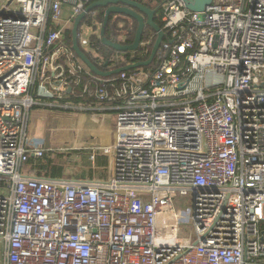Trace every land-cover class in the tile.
Returning a JSON list of instances; mask_svg holds the SVG:
<instances>
[{"label":"built area","instance_id":"obj_1","mask_svg":"<svg viewBox=\"0 0 264 264\" xmlns=\"http://www.w3.org/2000/svg\"><path fill=\"white\" fill-rule=\"evenodd\" d=\"M95 1L0 0V264H264V0H211L201 13L159 0L149 69L109 77L67 36ZM97 13L78 47L103 72L137 62L104 60ZM77 114L110 120L107 144L86 147L101 176L27 171L29 157L64 160L41 132L47 119L67 131ZM177 194L191 197L184 213Z\"/></svg>","mask_w":264,"mask_h":264},{"label":"rangeland","instance_id":"obj_2","mask_svg":"<svg viewBox=\"0 0 264 264\" xmlns=\"http://www.w3.org/2000/svg\"><path fill=\"white\" fill-rule=\"evenodd\" d=\"M144 4L147 0H141ZM153 5V4H152ZM162 16V13H161ZM64 13L62 15V19L64 18ZM119 26V25H118ZM81 33L80 38L89 39L93 35L94 29H91L87 26L80 27ZM133 52V51H130ZM128 52V53H130ZM95 54V52H92ZM33 114V113H32ZM31 114V115H32ZM84 117V116H83ZM85 118V117H84ZM89 120V125L93 128L89 134V128H85V135H82L79 132L78 127H81L82 115L77 114L74 117V122L69 121L67 126V131L62 129H57L56 121H50V119L46 120V131L41 132L44 139H48L52 144L53 148L65 147L68 150L65 152V155H61L64 160L59 161V165L62 169V174L67 176H71L73 178H94L98 177L102 173V171L94 172L92 170L91 162H89L87 157L86 147L91 146L94 148L103 147L106 145L108 134L106 129V120L105 118L99 115H91L86 117ZM30 129L31 124L34 128H39L40 121L38 122L36 119H30ZM53 127L52 130H49ZM77 128V129H76ZM87 134V135H86ZM89 134V138L87 137ZM107 135V138H106ZM70 137L71 140L68 139ZM66 145V146H65ZM58 158V157H57ZM101 158V156H99ZM104 163L102 167L106 166V160L102 159ZM95 167V166H94ZM173 207L176 212H186L191 208V197H181L178 194L173 199ZM1 262V255H0Z\"/></svg>","mask_w":264,"mask_h":264},{"label":"water","instance_id":"obj_3","mask_svg":"<svg viewBox=\"0 0 264 264\" xmlns=\"http://www.w3.org/2000/svg\"><path fill=\"white\" fill-rule=\"evenodd\" d=\"M210 3L211 0H192L191 2H187L186 8L192 12L201 13L206 6L210 5ZM100 8H106L104 19L99 31V40L104 47L123 53L136 51L139 48V44L141 43L144 31L148 28L153 30V32L156 34V38L152 44V49L146 61H137L135 63L130 64V66L112 70V72L100 71L96 67V65H92L91 61L87 58L86 54L81 50V48L78 47L77 29L80 25V22L85 18L86 13L93 11V9ZM85 11L86 12L80 14L75 18L74 23L72 25L71 48L75 52V54L81 59L84 65L87 66L93 74L95 73L101 77H109L123 71H129L130 69L149 67L158 49L160 48V44L164 37V33L162 32L161 28H159L158 25L154 22V16L156 13L155 10H151L148 7L134 0H97L93 2L90 6H88ZM111 14L131 18L136 23V31L134 33L133 40L130 45H119L113 41L111 42L106 39L105 32L106 27L109 24V16ZM104 65L107 66L106 63Z\"/></svg>","mask_w":264,"mask_h":264},{"label":"trees","instance_id":"obj_4","mask_svg":"<svg viewBox=\"0 0 264 264\" xmlns=\"http://www.w3.org/2000/svg\"><path fill=\"white\" fill-rule=\"evenodd\" d=\"M139 1L141 2V0H139ZM144 5L146 7L148 6L151 9L156 11L155 16H154V22H155V24L158 25V27H160V24H161L160 17H161V13H162L161 2L159 0H149L147 2V4H144ZM96 10H100V9H96ZM102 18L103 17H101L100 20ZM118 24L119 23L117 21H115V23H114L115 28L118 31L124 32V35L126 36V40L123 43V45H130V43L133 40L134 33L136 31V25L134 24L133 26H128L127 23H125L123 25V27H119ZM152 32H153L152 29H150V28L146 29L143 33L141 42L148 40V37ZM67 36H68V39L70 40L69 42L71 43V33L68 32ZM105 37L107 40H109L111 42L112 41L117 42V40H119V39H116V37L113 35V32L112 33L105 32ZM95 41H96L95 47L97 48L98 52L103 56L104 60L106 58L110 57L111 54L114 52L113 49L104 47L101 44L100 40L96 37H95ZM153 42H152V44H153ZM152 44H150V46L148 47L147 53H143V52L141 53L142 49H139L136 53H134V52L128 53L127 52V53L123 54V56L128 60V62H135L138 60L146 61L148 59V56H149L150 51L152 49ZM85 54H86L87 58L91 61L93 66L96 65L98 68H103V66H104L103 62L100 63V65H98L95 63V61H93L90 58L89 53H85ZM149 67H150V65H149ZM149 67H146V69L147 68L149 69ZM102 159L103 158L97 159L98 165L101 163H104V161H102ZM58 165H59L58 158L53 153L46 152L43 154L41 159L29 157V160L27 161V164L25 165V167L27 168V171H29V172H31V173L35 174L36 176H39V177L43 176V177H47V178H59L62 175V169H61V167H58Z\"/></svg>","mask_w":264,"mask_h":264},{"label":"flooded vegetation","instance_id":"obj_5","mask_svg":"<svg viewBox=\"0 0 264 264\" xmlns=\"http://www.w3.org/2000/svg\"><path fill=\"white\" fill-rule=\"evenodd\" d=\"M97 1V0H96ZM134 1H136V2H138V3H140V4H142V5H144V3L141 1H139V0H134ZM149 0H147L146 2H145V4H147V2H148ZM145 6V5H144ZM148 7V6H147ZM149 9H151L150 7H148ZM106 10V8H100V10H97L98 11V13H97V15H98V18L101 16V17H103V19H104V15H105V11ZM151 10H153V9H151ZM100 17V18H101ZM115 21H117L119 24V26H122L123 27V25L125 24V23H127V25L128 26H133L134 24L136 25V23L131 19V18H126V17H124V16H121V15H116V14H111L110 16H109V25L106 27V32H110V33H112L113 32V35L116 37V39H119L118 37H120V36H124V32H121V31H118L116 28H115V26H114V23H115ZM115 39V40H116ZM118 41V40H117ZM140 47V46H139ZM139 49V48H138Z\"/></svg>","mask_w":264,"mask_h":264},{"label":"crops","instance_id":"obj_6","mask_svg":"<svg viewBox=\"0 0 264 264\" xmlns=\"http://www.w3.org/2000/svg\"><path fill=\"white\" fill-rule=\"evenodd\" d=\"M84 115H82V122H81V125H79V126H81V127H78V129H79V132L82 134V135H85L84 134V132H85V128L87 127V128H89V134H90V132H91V130L93 129L92 127H91V125H89V120L86 118V117H89V116H84ZM106 120V129H107V134H108V129H109V123H110V120H108L107 118L105 119ZM77 129V128H76ZM89 134H88V138H89ZM87 135V134H86ZM106 138H107V135H106ZM107 142H108V138H107ZM107 142H106V144H107ZM104 159V158H103ZM98 176H101V174L100 175H98Z\"/></svg>","mask_w":264,"mask_h":264}]
</instances>
